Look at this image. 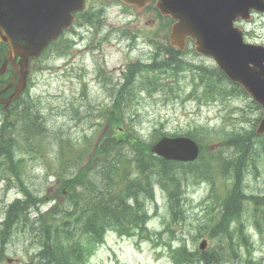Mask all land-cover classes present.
Segmentation results:
<instances>
[{
  "label": "rangeland",
  "instance_id": "rangeland-1",
  "mask_svg": "<svg viewBox=\"0 0 264 264\" xmlns=\"http://www.w3.org/2000/svg\"><path fill=\"white\" fill-rule=\"evenodd\" d=\"M104 1L86 0L84 14L79 16L73 30L66 32L59 40L60 43L52 45L33 63L28 90L17 97L18 105L13 106L8 113L10 115L15 109H20L21 101H30L31 111H38L41 115L42 126L38 134L32 135L26 143L20 139L23 130L20 121L15 128L12 144L14 162L21 172L23 186L16 176L0 178V219H3V213L15 198L24 197L22 187L38 188L39 195L44 196L46 201L52 198L63 199L58 186L62 178L59 183H55L57 178L45 177L47 167L51 168L55 159L60 161L62 150L65 158L70 159L68 152L72 146L75 147L72 142L81 143L84 135L94 138L95 145L99 134L106 129L107 117L113 104V90L122 81L121 69H125L138 57L149 58L154 50L151 38L165 40L163 35L167 33L168 22L157 12L149 9L143 14H136L120 3L108 5ZM99 10V16L92 15ZM90 15L93 22L87 21ZM249 28L254 30L253 37L249 39L264 43V16L255 15ZM187 54L192 61H203L192 52L188 51ZM111 73L114 76L112 81ZM103 75L109 76V82L102 88L97 81ZM190 79L191 76L186 75L184 80H180V88L179 83L166 78L162 90L153 94H140L138 100L130 102L126 109L127 122L141 128V133L147 140L152 139L153 131L156 132V137L164 132L169 135L193 132L197 137L199 134L204 136V133L211 135L209 138L204 136L208 147L206 149L209 151H205L203 157L194 162L196 165L188 167L190 172L186 179H182V187L187 188L186 194L180 199L183 217L178 221L171 219L168 195L157 187L156 198L146 201L150 207L149 227L156 232L163 231V239L171 237L174 247L181 244L183 239L187 248L198 254L202 253L198 250L205 239L208 254L213 250L226 248L230 257L222 264H247L249 260L254 264H264V211L258 210L262 205L251 199L245 200L244 224L242 227L236 224L238 230L230 240L229 237L215 236L212 233L215 222L221 216V209L210 199L212 187L214 192L217 190L221 195L225 194L224 187L231 183L232 171L222 174L218 171L219 164L229 161V157L235 154L234 148L223 144V138L212 128L220 129L223 126L228 131L232 130V133L244 132L245 128L252 127L255 117L261 111L246 94H220L217 89H195L204 101L199 102L196 97L188 96L193 87L189 84ZM220 85L229 87L224 80H220ZM1 108L0 106V118H4L7 114ZM71 157L73 158V153ZM84 158L85 156L82 160ZM249 159L250 164L255 160L259 168L247 169L245 193L250 196L264 195V157L249 156ZM248 160L246 159V163ZM199 169H207L214 182L196 178L195 171ZM52 203L53 201L48 202L42 209H47ZM257 218L262 223L260 227L256 225ZM25 222L26 220H15L10 226L6 241L3 242L0 238V264H47L45 255L44 258L34 255L37 247L41 246L38 237L24 229V225L28 226ZM168 228L174 230V233ZM232 246H236L240 252L233 261L229 254ZM42 248L45 249L43 245ZM55 253L61 254V250H56ZM81 257L86 258V252ZM82 264L174 262L168 247L163 244L147 240L137 242L135 236H119L116 231L109 230L106 240Z\"/></svg>",
  "mask_w": 264,
  "mask_h": 264
},
{
  "label": "trees",
  "instance_id": "trees-1",
  "mask_svg": "<svg viewBox=\"0 0 264 264\" xmlns=\"http://www.w3.org/2000/svg\"><path fill=\"white\" fill-rule=\"evenodd\" d=\"M92 15L97 14L94 13ZM92 15L87 18V21H92ZM4 46L3 44L0 45V54H2ZM166 52L169 54L168 58L163 57L158 60L155 57L152 64L140 67L143 72L147 71V73L144 75L145 80L140 83L139 90H146L150 94L160 90L163 85L161 73L171 74L183 67L181 63L182 53L180 51L167 47ZM211 72V82L214 81L217 74L221 80L225 79L224 74L217 67L213 68ZM7 75L8 73L0 76V84L5 81L4 77L6 78ZM133 77L134 75L130 78V81H132ZM206 79L210 83L211 77L206 76ZM150 81L152 82L150 83ZM218 88L223 89V85ZM232 89L235 94H245L238 84H232ZM117 91L119 92V102L114 104L108 116L112 129L114 128L116 131L111 136L116 139L117 134L121 133L119 131L121 128H125L126 131L121 133L122 136L118 140L122 142L115 143L109 138L102 148H98L95 152V154L101 156L100 160L104 163L106 171L112 170L114 176L107 181L109 174H104L100 178V184L94 181H85L84 171L77 175L75 182L71 177H65L59 188L63 201H59L54 205L56 207L44 214L40 213L34 219H31L29 209L32 206H36L41 201V198L34 189L22 187L24 198H16L6 208V216L0 224V238L3 242L6 241L10 233V226L15 220H28L30 231L38 237L39 243L45 247V249L42 248L40 250L39 255L43 258V255L46 256L47 260L45 262L47 264L51 262L54 264H78L83 261V258L79 256L83 243L76 240L74 244L73 236L75 232L74 224L81 221L84 229L93 235L92 240L94 242L100 241L102 233L105 232L106 228L110 227L119 230L120 234L138 236L140 239H145L152 243L164 244L168 247L175 264H196L198 261L204 262V264L217 262L222 264L227 257H230L226 248L210 251L211 253L209 254L206 253L209 250L205 252L198 250L202 252L198 254L189 250L183 239L181 245L172 247L171 237L163 239V231L156 232L148 227L149 214L144 200L146 195L143 196L142 201L139 195L142 196L143 193L152 194L150 185L153 182V177H155L164 188L169 189H167L170 195L169 212L171 219L178 221L184 215L183 205L180 202V194H183L182 179L187 178L186 175L190 172L188 167L196 164L194 162L165 161L161 157L154 155L150 150V143L139 140L135 127L127 122L126 109L129 104H125V102L130 98V95H137L135 87L132 90L126 83L121 85V88ZM126 96L129 98L126 99ZM132 99L131 97L130 102H132ZM21 102L24 103V106H20V109H15L10 121H4L3 119L0 125V178L16 176L23 186V181L20 178L21 172L14 162L12 133L20 121L23 127L22 135H20L23 136L22 139L26 143L32 135L38 134L42 122L38 119H41L38 111H31L32 104L27 102V100ZM123 104H125V107ZM13 116H15L14 120ZM257 121L258 119L255 118L253 126ZM232 142V148L235 150V154L232 157V168H230L231 160L225 165L223 163V165L219 166L224 169V173L229 170L232 171V187L228 190L226 196L219 194L211 196L214 197L212 201L214 200L218 204V209H221V216L215 222L212 233L215 236L225 238L227 236L231 237V232L233 238L234 232L238 230L233 225L240 221V218L245 213V200H254L262 205L260 209L264 208V195H247L244 187L247 169L249 167L254 170L259 168L255 160L253 164H250L251 160H248V158L249 156H264V137H257L254 130H250V132L247 131L244 134L232 135ZM203 144H201L202 150H204L206 145L205 143ZM246 159L248 163H246ZM182 168L187 169L184 170ZM61 172L62 170H58L57 174L60 175ZM195 172L197 173L196 178H206L214 182L207 169H199ZM117 175L123 179L121 185L119 179L116 178ZM78 184L85 189L77 190ZM63 189H65L66 194L63 193ZM212 192L214 194V187H212ZM130 196L135 198L134 204L128 201ZM210 207H212L211 203ZM77 210L81 211L78 215H76ZM58 212L61 213L59 218L56 217ZM239 223L242 225L241 222ZM231 224L232 231L230 230ZM168 230L172 234L174 233L171 228H168ZM59 249L61 254L55 253ZM229 254L232 255L233 261L240 255V252L236 246H232ZM247 264L254 263L249 260Z\"/></svg>",
  "mask_w": 264,
  "mask_h": 264
},
{
  "label": "water",
  "instance_id": "water-1",
  "mask_svg": "<svg viewBox=\"0 0 264 264\" xmlns=\"http://www.w3.org/2000/svg\"><path fill=\"white\" fill-rule=\"evenodd\" d=\"M124 1L142 6L150 0ZM156 5L163 14L178 18L171 44L184 48L188 37L194 39L196 50L213 56L227 76L240 83L264 111V46L246 43L242 29L234 26L239 16L251 18L252 8L264 12V0H157ZM83 6L84 0H0V42L12 47L3 67L11 61L15 71L14 79L0 90V97L19 75L13 93L18 96L26 86L30 57L37 56L64 28H70L73 13ZM10 99L3 98L7 104ZM257 133H264V116ZM153 150L167 159L193 160L199 148L188 137H163ZM205 245L204 240L201 247Z\"/></svg>",
  "mask_w": 264,
  "mask_h": 264
},
{
  "label": "bare ground",
  "instance_id": "bare-ground-1",
  "mask_svg": "<svg viewBox=\"0 0 264 264\" xmlns=\"http://www.w3.org/2000/svg\"><path fill=\"white\" fill-rule=\"evenodd\" d=\"M245 166V165H244ZM191 258V257H190Z\"/></svg>",
  "mask_w": 264,
  "mask_h": 264
}]
</instances>
